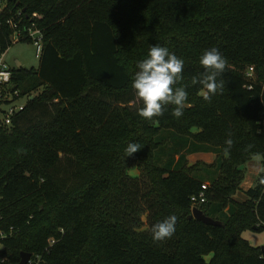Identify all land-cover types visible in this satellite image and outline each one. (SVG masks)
Instances as JSON below:
<instances>
[{
  "label": "trees",
  "instance_id": "1",
  "mask_svg": "<svg viewBox=\"0 0 264 264\" xmlns=\"http://www.w3.org/2000/svg\"><path fill=\"white\" fill-rule=\"evenodd\" d=\"M32 26L41 35L38 66L10 70L9 91L27 100L9 127L0 125L4 264L24 254L38 264H264V247L241 239L264 231V0H0V53L15 35L31 43ZM152 45L184 60L179 118L172 106L150 120L138 115L142 105L129 106L136 64ZM213 47L226 60L224 87L205 101L192 79ZM162 130L213 162L188 165L180 155L159 166ZM129 143L140 146L130 156ZM254 158L261 171L237 202ZM63 163L73 181L60 178ZM203 185L205 203L195 208L219 227L188 218ZM169 215L175 233L154 243L152 225Z\"/></svg>",
  "mask_w": 264,
  "mask_h": 264
},
{
  "label": "clouds",
  "instance_id": "2",
  "mask_svg": "<svg viewBox=\"0 0 264 264\" xmlns=\"http://www.w3.org/2000/svg\"><path fill=\"white\" fill-rule=\"evenodd\" d=\"M199 64L203 73L193 77L192 83L201 86L200 95L205 101L211 99L224 87L218 77L224 72L226 60L220 51L213 47L203 51L199 57ZM184 60L167 47L152 45L144 59L136 64V71L132 78L131 88L141 103L138 115L144 119H152L163 114L165 106H172L171 115L179 118L187 102L188 93L183 86H176L181 79ZM226 144L231 147L232 140ZM140 146L129 143L125 149L128 156L137 152ZM176 216L169 215L151 227V238L154 243L170 239L176 230Z\"/></svg>",
  "mask_w": 264,
  "mask_h": 264
},
{
  "label": "rangeland",
  "instance_id": "3",
  "mask_svg": "<svg viewBox=\"0 0 264 264\" xmlns=\"http://www.w3.org/2000/svg\"><path fill=\"white\" fill-rule=\"evenodd\" d=\"M3 60H4V63L6 64V66L10 70L13 68H16V64H19V66L25 70H29L31 68L36 69L38 66V62H39L38 56L36 55V48L34 46V43H28V42H16V43H14L3 54ZM134 96H135V94H134ZM26 100H27L26 97L19 98L12 105L0 103V121H2V119H3V114L1 112H5L11 106H16V107L23 106L26 103ZM140 105H141V103L136 96H135L134 101L131 104H129V106H132V109L134 112H136L138 110ZM156 141H163L164 142L163 145L160 147V150H158L156 152V157L158 158V165L161 167L164 166V164L169 160L170 157L174 161H176L180 155L186 156L188 165H192L197 161H200V162L205 163V164H211L212 163L213 156L210 154H204L203 156H195L197 153L188 155L187 148L193 149L194 147H196L197 144L194 142H191L188 138L177 136L169 130H162L160 132L159 136L156 138ZM179 143L182 144L183 146H186V147L184 148L181 145L177 146V144H179ZM174 146H176V147H174ZM173 150H174V153L171 155ZM164 153H166V154H164ZM252 161L254 163L251 164V166L247 169V171L252 170L253 168L256 170V167H258V165L255 163H258L259 159L254 158ZM252 161H250L248 163H251ZM245 166H244V168H245ZM73 169L74 168L72 167L71 164H69V163L64 164L63 163V165H62L63 171L61 170L60 178H68V179H70V181H73L74 180L72 178ZM260 171H261V166H260ZM203 173H205V171H202V174ZM127 175L131 179H139L140 180L139 173L136 170L128 171ZM202 178H208V180H211L207 176H203ZM237 193H239V192H237ZM141 222L143 224L141 230L146 231L147 226H146V214L145 213L141 216ZM241 239L246 241L253 248L263 247L264 246V231L262 233H255L252 231H244L241 234Z\"/></svg>",
  "mask_w": 264,
  "mask_h": 264
},
{
  "label": "built area",
  "instance_id": "4",
  "mask_svg": "<svg viewBox=\"0 0 264 264\" xmlns=\"http://www.w3.org/2000/svg\"><path fill=\"white\" fill-rule=\"evenodd\" d=\"M27 37L31 40V43H34V46L36 48V55L39 56L42 46L40 33L35 29L34 26H32V28L29 29L27 32ZM12 39L13 42L15 43L18 39L17 35L13 36ZM252 71H253L252 68L248 69L246 73V76L248 78L252 77ZM10 80H11L10 69L4 63L3 54L0 53V103H4L7 105H12L15 101H17L20 98L19 93L17 91L14 92L9 91ZM246 88L250 89V86H247ZM23 106L20 107L11 106L5 112H1L3 114V119L0 125L4 127H9L11 123V118L14 115H16L18 112H20ZM205 190H206V186L203 185L201 186V190L198 193V195L191 197L190 202L193 208L205 203L206 200ZM3 237L4 235L0 232V239H2ZM49 243L52 244L51 241ZM0 251H1V246H0ZM38 261H39L38 257H36L34 261L28 260L27 264H38ZM4 263H5V259L0 256V264H4Z\"/></svg>",
  "mask_w": 264,
  "mask_h": 264
},
{
  "label": "crops",
  "instance_id": "5",
  "mask_svg": "<svg viewBox=\"0 0 264 264\" xmlns=\"http://www.w3.org/2000/svg\"><path fill=\"white\" fill-rule=\"evenodd\" d=\"M207 154L212 155L213 156V160H214V158H215L214 154H211V153H207ZM203 155H204V153H197L195 156H203ZM213 160H212V162H213ZM253 163L254 162L252 161L251 163H248L245 166V177H244L243 183L240 186L241 191L239 193H237L235 196H233V200H235L237 202H243L245 200V196L243 195V193L253 186L254 181H255L257 175L260 172V164H259V162L255 163V164L258 165V167H256V170L253 168L252 170H248L247 171V169Z\"/></svg>",
  "mask_w": 264,
  "mask_h": 264
},
{
  "label": "water",
  "instance_id": "6",
  "mask_svg": "<svg viewBox=\"0 0 264 264\" xmlns=\"http://www.w3.org/2000/svg\"><path fill=\"white\" fill-rule=\"evenodd\" d=\"M4 1H11V0H4ZM18 67H20L19 64H16V68H18ZM188 218H192V219H194L196 221H199L202 224L207 225V226H213V227H219V226H221V223L220 222L214 221L211 218H208V217L204 216L202 214V212L199 211L196 208H193L191 210V214H190V216ZM263 247H261V249H263ZM29 258H30V255L29 254L21 255V259H20L19 264H27Z\"/></svg>",
  "mask_w": 264,
  "mask_h": 264
}]
</instances>
